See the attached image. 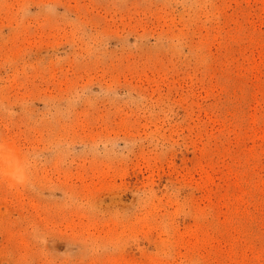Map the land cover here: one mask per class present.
Instances as JSON below:
<instances>
[{"label":"rangeland","instance_id":"rangeland-1","mask_svg":"<svg viewBox=\"0 0 264 264\" xmlns=\"http://www.w3.org/2000/svg\"><path fill=\"white\" fill-rule=\"evenodd\" d=\"M0 264H264V0H0Z\"/></svg>","mask_w":264,"mask_h":264},{"label":"clouds","instance_id":"clouds-1","mask_svg":"<svg viewBox=\"0 0 264 264\" xmlns=\"http://www.w3.org/2000/svg\"><path fill=\"white\" fill-rule=\"evenodd\" d=\"M0 174L14 182L25 179L24 157L4 144H0Z\"/></svg>","mask_w":264,"mask_h":264}]
</instances>
